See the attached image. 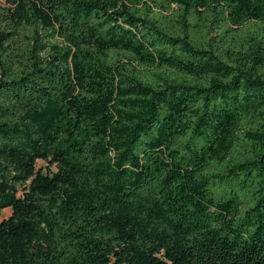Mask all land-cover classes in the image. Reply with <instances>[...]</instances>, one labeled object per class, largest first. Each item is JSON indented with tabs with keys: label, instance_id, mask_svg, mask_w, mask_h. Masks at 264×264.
I'll return each mask as SVG.
<instances>
[{
	"label": "trees",
	"instance_id": "obj_1",
	"mask_svg": "<svg viewBox=\"0 0 264 264\" xmlns=\"http://www.w3.org/2000/svg\"><path fill=\"white\" fill-rule=\"evenodd\" d=\"M4 207L0 264H264V0L0 1Z\"/></svg>",
	"mask_w": 264,
	"mask_h": 264
},
{
	"label": "rangeland",
	"instance_id": "obj_2",
	"mask_svg": "<svg viewBox=\"0 0 264 264\" xmlns=\"http://www.w3.org/2000/svg\"><path fill=\"white\" fill-rule=\"evenodd\" d=\"M0 1H2V0H0ZM44 164H45V162H44L43 160H41V159H37V160H36V166H37V167L40 166V167H42V168L44 169ZM9 212H10V209H9L8 207H4V208H2V209L0 210V219H1L2 217L7 216Z\"/></svg>",
	"mask_w": 264,
	"mask_h": 264
}]
</instances>
